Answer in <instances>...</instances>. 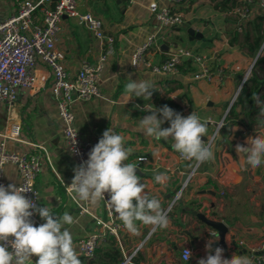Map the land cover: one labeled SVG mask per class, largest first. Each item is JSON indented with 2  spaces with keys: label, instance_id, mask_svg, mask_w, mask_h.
<instances>
[{
  "label": "crops",
  "instance_id": "1",
  "mask_svg": "<svg viewBox=\"0 0 264 264\" xmlns=\"http://www.w3.org/2000/svg\"><path fill=\"white\" fill-rule=\"evenodd\" d=\"M16 1L0 0V17L12 14ZM151 1L161 6L170 5V0H137L130 6L121 0H77L80 10L90 11L101 19L105 35L113 37L114 42L110 45L106 39L97 38L86 26L65 17L61 22L58 46L64 53V64L73 73L79 70L84 59L96 63L112 46L104 65L102 96L74 103L77 128L85 139L95 142L109 127L124 137V145L130 150L126 163L139 167L137 175L145 185V192L160 201L164 212L169 209L166 228L146 226L137 221L135 234L124 227L119 239L109 237L97 248L94 258L89 261L82 259L77 240L94 228L97 218L106 219V213L101 201L97 204L83 201L87 211L79 213L78 205L67 192L75 161L67 151L61 132L56 99L51 91L52 78L47 75V69H38V75L43 77L38 81L39 88L32 91L19 89L18 101L11 109L0 102V141L6 125L19 123L20 140L8 139L9 151H32L33 143L46 146L51 162L44 160L39 174L38 207L47 206L57 217L67 212L74 218L75 222L65 227L72 234L82 264H116L137 247L140 249L134 255L133 264H198L209 254L205 247L209 241H212V254L216 247H221L224 258L230 259L234 253L250 258L256 253L250 248V243L264 239V164L258 168L245 165V155L237 154L235 146H247L248 137L264 135V120L256 117L264 107L257 108L259 104L256 101V108L251 111V104L239 99L240 92L227 115L226 111L250 65L259 64L258 60L264 57H260L263 39L255 50L251 49L258 34L257 25L263 34V9L256 1L252 4V16L244 21L235 10L238 0L234 4L233 1L225 4L224 0H186L177 5V9L184 14L187 23L170 29L162 27L148 10ZM212 18L216 28L212 25ZM187 27L203 32L204 39L196 36L192 39ZM157 32L164 33L166 38L159 43L158 51L153 50L156 62L167 59L174 53L172 49H190L206 57L214 78L195 79L194 75L201 68L191 58L184 61L177 76L133 70L132 52L149 35ZM187 38L195 41V49L181 45ZM163 45L168 48H163ZM218 68L224 73L222 81L216 74ZM129 76L133 80L153 82L155 89L151 100L133 97L128 101L124 89ZM263 90L264 84L259 94ZM146 105L157 109L168 105L185 117L196 112L207 124V134L202 138L206 145L216 130V122L226 120L225 127L210 145L214 159L198 165L181 199L170 208L169 203L181 186L183 174L193 169L195 161L181 159L172 148L171 138L156 140L138 130L140 119L151 114L144 110ZM159 118L162 119V115ZM167 127H170L168 121L162 125V128ZM139 157L146 159L139 161ZM159 174H163L165 179L157 183L155 176ZM2 179L8 185H19L17 167L12 163L5 164ZM199 214L226 223L229 230L225 235V245L220 242L217 231L201 221ZM186 244L193 250L189 260L182 259V248ZM35 259L37 257L33 256V263Z\"/></svg>",
  "mask_w": 264,
  "mask_h": 264
},
{
  "label": "built area",
  "instance_id": "2",
  "mask_svg": "<svg viewBox=\"0 0 264 264\" xmlns=\"http://www.w3.org/2000/svg\"><path fill=\"white\" fill-rule=\"evenodd\" d=\"M121 1L127 6L137 2V0ZM184 1L186 0H170V5L167 6H161L156 1H151L147 7L162 27L173 29L182 27L187 23L184 14L177 9V5ZM238 1L235 10L241 20L245 21L252 16V4L256 1L259 2L264 14V0ZM65 17L75 20L78 25L86 26L90 31H93L97 38L106 39L110 45L114 42L113 37L105 35L101 19L90 11L80 10L77 0H17L15 11L6 17H0V102L11 109L18 101L19 89L26 88L32 91L39 88L38 81L43 77L38 75V69L40 67L47 69V75L52 78L51 91L56 99L61 132L67 145V151L74 159L76 167L88 159L89 152L98 142L85 139L78 130L74 103L102 96L103 70L107 56L112 51V46H110L109 51H105L100 56L96 63L84 59L79 70L73 73L64 64V53L58 46L61 22ZM212 20V25L216 28L214 18ZM165 38L164 33L157 32L149 35L147 40L132 52V69L148 71L155 75L177 76L181 72V65L184 61L191 58L201 68V71L194 75L195 79L212 80L214 78L215 74L208 67L206 57L195 54L190 49L178 48L164 61L156 62L153 57V50L158 51L159 43ZM250 73L251 69L249 68L235 93L234 99L227 108L226 115L243 86L249 80ZM216 74L222 81L224 78L223 70L218 68ZM225 121L222 119L218 123L216 122V130L208 145L214 142L218 133L225 127ZM20 134L21 125L19 123L6 125L1 133L3 139L0 141V185L8 186L2 179L5 164H14L20 176V184L15 186L17 188L24 187L28 191L24 195L33 200L38 207L40 200V191L37 186L39 174L44 160L50 163L51 158L46 146L40 143H33L32 151H9L7 140H20ZM45 155L46 157H44ZM180 158L183 159L181 156ZM145 159L146 157L138 158L139 161ZM198 165L195 162L193 169L188 171L187 179L181 183L180 188L173 195L169 208L181 199L183 191ZM105 197L101 202L105 209L106 219L97 218L94 228L87 235L77 240L82 257L88 261L94 258L96 250L102 242L107 241L109 237L119 239L120 232L124 229L118 214L107 203L108 194H105ZM74 201L78 205L79 213L84 214L87 208L82 203L83 201ZM31 219L37 227L45 223L35 212ZM185 248L191 253L193 250L188 244L183 246L182 259L188 260L184 256ZM250 248L256 252L249 258L252 264H264V239L252 241ZM138 249L140 247L125 254L124 259L119 264H133V258ZM9 251H11L10 247Z\"/></svg>",
  "mask_w": 264,
  "mask_h": 264
},
{
  "label": "clouds",
  "instance_id": "3",
  "mask_svg": "<svg viewBox=\"0 0 264 264\" xmlns=\"http://www.w3.org/2000/svg\"><path fill=\"white\" fill-rule=\"evenodd\" d=\"M153 89L152 81L133 80L129 76L124 93L128 101L133 97L151 100ZM252 99L258 102L255 93ZM144 110L151 114L140 119L138 130L146 137L156 140L171 138L172 148L184 160L202 164L214 159L211 146L202 139L207 134V124L201 121L196 112L185 117L168 105L159 109L146 105ZM261 114H264V109ZM161 115L162 119L159 118ZM166 121L170 122V127L162 128ZM246 145L235 146L237 154L245 155V165L258 168L264 164V135L248 137ZM129 155L124 137L109 127L89 152L88 159L73 169L74 177L68 184V193L73 200L91 204L104 200L105 194H108V205L118 214L129 233L138 231L137 221L146 226L166 228L169 220L160 201L145 192L136 166L126 163ZM163 179V174L155 176L157 183ZM26 192L24 187L0 185V264H33V256L38 257L35 264H82L72 234L65 227L72 225L74 218L67 212L57 217L47 206L37 207L33 200L24 195ZM34 212L45 223L35 226L31 219ZM205 247L209 254L201 258L198 264H252L247 256L235 253L230 259L224 258L221 247H216L212 254V241ZM191 255L185 248V258L189 260Z\"/></svg>",
  "mask_w": 264,
  "mask_h": 264
},
{
  "label": "trees",
  "instance_id": "4",
  "mask_svg": "<svg viewBox=\"0 0 264 264\" xmlns=\"http://www.w3.org/2000/svg\"><path fill=\"white\" fill-rule=\"evenodd\" d=\"M230 1H233L232 4L235 3V0H224V3L226 4L227 2H230ZM225 8V7H223ZM261 21H264V15H262L261 17ZM259 25L256 26L257 30H258V34L257 36L255 37L254 39V42L251 46V49L252 50H255V48H257L259 45H260V42L261 40L263 39V34L260 33L259 31ZM246 38L249 40V34L246 35ZM192 39H195V37H192ZM260 63H264V57L260 58L258 60ZM187 63V62H186ZM251 85H249L248 83H246L242 90H241V94L239 96V99H245L248 103L251 104V111L255 110L256 108V101H254L252 99V96H253V93H255L257 95V97L259 98V92L262 90V85L264 84V81H262L261 79H258L254 76H252L250 79H249ZM249 85V86H247ZM82 259H84L82 257ZM120 262H116V264H119Z\"/></svg>",
  "mask_w": 264,
  "mask_h": 264
},
{
  "label": "water",
  "instance_id": "5",
  "mask_svg": "<svg viewBox=\"0 0 264 264\" xmlns=\"http://www.w3.org/2000/svg\"><path fill=\"white\" fill-rule=\"evenodd\" d=\"M187 33L190 35V37L192 36H196V37H199V38H202L204 39V33L203 32H200V31H196L195 29H193L192 27H187ZM163 48L167 49V45H163L162 46ZM174 52L175 49H172ZM211 104V103H210ZM137 168V172H139V167H136ZM188 177V172H185L182 176V179H181V183H183ZM199 218L201 219V221L208 225L209 227L215 229L219 235V238H220V242L225 245V235L226 233L228 232L229 228L228 226L226 225V223L222 220H213V219H210L208 217H206L204 214H199ZM217 243H215L214 245H216Z\"/></svg>",
  "mask_w": 264,
  "mask_h": 264
},
{
  "label": "rangeland",
  "instance_id": "6",
  "mask_svg": "<svg viewBox=\"0 0 264 264\" xmlns=\"http://www.w3.org/2000/svg\"><path fill=\"white\" fill-rule=\"evenodd\" d=\"M92 32V31H91ZM210 36V35H209ZM198 40H200V39H198ZM263 40H264V30H263ZM195 42V41H194ZM193 41H191V40H189V38H187V39H185V41L184 42H181V45L182 46H188L189 48H191V49H195L196 47H194L193 46V43H194ZM199 44H200V41L198 42ZM209 43V42H208ZM238 48H240V47H238ZM204 48L202 47L201 48V50H203ZM200 51V50H199ZM262 56H264V48H263V50H262V53H261V55H260V57H262ZM259 57V58H260ZM252 65V64H251ZM250 65V69H251V73H250V77H249V79L252 77V76H254V77H256V78H258V79H264V63H260L259 62V64H255V66L253 65V66H251ZM260 77V78H259ZM248 82H250L249 80L247 81V83ZM249 85H251V83H249ZM249 85H247V86H249ZM242 102V101H241ZM258 104V106H257V108H260L261 106L262 107H264V90L259 94V98H258V102H257ZM241 107H243V106H241ZM244 108V107H243ZM256 117H259V118H262L263 120H264V114H260V116L258 115V116H256ZM263 126H264V124H263ZM37 259H38V257H37ZM35 261H36V259H35ZM35 261H34V263L33 264H35Z\"/></svg>",
  "mask_w": 264,
  "mask_h": 264
}]
</instances>
